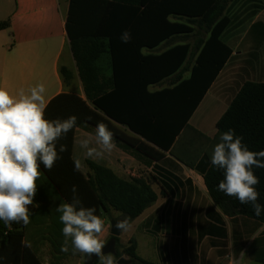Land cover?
Segmentation results:
<instances>
[{"label":"trees","instance_id":"trees-1","mask_svg":"<svg viewBox=\"0 0 264 264\" xmlns=\"http://www.w3.org/2000/svg\"><path fill=\"white\" fill-rule=\"evenodd\" d=\"M232 1L70 0L66 30L87 100L64 93L53 98L45 110L49 120L77 117V126L59 141L67 146V151L61 153L62 159L50 171L40 165L39 192L43 198L46 192L52 194L53 200L52 225L48 229L61 231L56 207L71 202L73 185L77 186L84 207H95L96 214L103 219L114 210L122 219L127 217L129 223L157 202L153 184H159L162 196L169 195L168 185L156 177L127 181L92 161H87L88 177L80 169L75 170V132L81 127L95 130L98 122L108 125L114 142L154 162L162 161L170 153L189 168H196L203 175L213 203L225 216H243L264 224V210L257 216L250 204H241L218 190L223 171L211 165L210 153H201L199 142L209 139L189 125L233 56L232 48L223 41L231 24L227 12ZM9 26V21L1 22L0 31ZM198 26L207 30L208 37L197 40L195 45L181 42L161 54H143L144 49L153 51L174 39L189 38ZM125 31L131 34L127 43L121 39ZM195 54V63L188 69V60ZM186 72L190 76L184 79ZM61 75L65 81L70 77L66 69H61ZM168 79L174 80L170 87L149 91V87ZM216 128V139L234 129L250 150H264V83L246 82ZM254 172L260 179L256 186L260 193L258 203L264 205V168ZM28 225L6 227L0 221V264H42L26 242ZM115 240L114 261L128 256L131 264H154L138 256L135 239L121 252L120 239Z\"/></svg>","mask_w":264,"mask_h":264},{"label":"crops","instance_id":"crops-1","mask_svg":"<svg viewBox=\"0 0 264 264\" xmlns=\"http://www.w3.org/2000/svg\"><path fill=\"white\" fill-rule=\"evenodd\" d=\"M235 1L231 2L229 7ZM237 4L243 12L246 8H251L247 0H239ZM69 10L70 0H0V23L5 21L10 23L8 29L0 31V88H5L15 95L21 89L27 92L30 88L42 83L46 88V105L53 98L64 93L87 100L66 30ZM263 14L264 2L261 7L245 12L238 20V22H246L252 19L251 25H258L254 35L258 45L264 42ZM228 16L232 23V17ZM179 39L166 42L153 51L144 49L143 54H161L168 48L181 43L177 42ZM229 62L211 86L192 116L189 125L194 122L202 104L211 94L209 99H214L216 105L220 100L225 99L229 76H223ZM261 63L264 64V59ZM61 69L69 71L70 77L67 81L61 75ZM189 76L190 73L187 76L184 74L183 78L187 79ZM168 82L169 85H167ZM173 82L174 80L168 79L160 85L149 87V91L162 90L170 87ZM257 83H264V81ZM226 110H223V114L215 121V125ZM94 132L95 130L82 127L77 128L75 132L73 159L75 162L80 161V171L86 177L90 173L87 161L103 165L127 181H131L132 178L145 179L141 171H144L147 165L158 168L162 174L151 178L156 177L168 185L169 195L162 196L159 184H153L159 186V190L156 191L152 185L158 196L157 202L130 223L131 227L126 236L127 242L135 239L138 252L143 243L137 232L145 231V235L141 238L145 241L144 245H149L151 242L149 238L152 237L148 233L157 226L159 235L162 236L158 247L160 250L163 249L164 254L166 250L168 252L172 250L170 249L172 240L167 239V234L162 233L169 230L180 232L182 237L184 235V239L179 242L176 239L172 242L174 250L181 249L183 264H230L232 261L235 264H264V224L243 216H225L213 203L204 185L203 175L196 168H189L173 158L170 153H166L162 161L154 162L146 158L144 154L116 142V148L110 154H106L103 160L90 159L86 157V150L80 147L79 142L88 133ZM129 135L137 137L132 133ZM40 184L41 179L39 178L27 228L28 246L35 252L42 264H84L86 256L80 253L73 254L70 243L67 253L61 251L64 238L60 230L47 228L52 225L53 200L52 194L47 192L43 198V194L39 192ZM43 200L45 203L42 202ZM113 213L118 214L120 218H116V215L112 216ZM197 216L202 218L199 219ZM117 219L122 220L121 214L114 210L104 217L105 244L111 237V222ZM124 233L122 232L119 239ZM219 248L222 249L220 254L216 253ZM199 249L204 250L199 251ZM138 256L144 259L140 253ZM146 261L154 263L151 260Z\"/></svg>","mask_w":264,"mask_h":264},{"label":"clouds","instance_id":"clouds-1","mask_svg":"<svg viewBox=\"0 0 264 264\" xmlns=\"http://www.w3.org/2000/svg\"><path fill=\"white\" fill-rule=\"evenodd\" d=\"M121 39L127 43L131 34L125 31ZM44 84H37L27 92L21 89L12 94L0 88V221L6 227L12 224L28 225L31 207L37 192V181L41 176L40 165L51 170L61 153L67 151L59 141L77 126V117L49 120L45 118ZM80 147L86 157L103 160L115 148L114 134L108 125L98 122L94 133H88L80 140ZM213 167L223 171L218 190L235 197L241 204H250L259 216L264 205L258 203L260 193L259 177L254 169L264 168V150L253 151L243 143V138L228 129L220 134L210 155ZM80 161L75 162L79 171ZM71 202H62L56 207L64 238L61 251L98 257L100 264H115L113 255L103 251L106 246L105 221L97 215L95 207H84L73 185ZM131 225L127 217L117 220L115 228L127 232Z\"/></svg>","mask_w":264,"mask_h":264},{"label":"rangeland","instance_id":"rangeland-1","mask_svg":"<svg viewBox=\"0 0 264 264\" xmlns=\"http://www.w3.org/2000/svg\"><path fill=\"white\" fill-rule=\"evenodd\" d=\"M234 1V0H233ZM232 1V2H233ZM238 1L236 0L234 4L229 7L227 14L230 15L233 19V22L230 24L228 29L226 30L225 34L223 35V41L228 44L231 48L234 50V55L232 59L230 60L227 68L225 69V73L223 77H228L227 85L225 89V99L220 100L219 104H215V100H210L209 96L208 99L204 101L202 104L200 110L196 114L194 118V122L190 124V126L197 131L204 134L209 141H199L202 144L201 153H204L205 151L208 153H212V150L216 143L219 142V139L215 138V135L218 134V130L215 125V121L223 114L228 107L227 105L234 99V97L237 95L241 87L246 82H262L264 81V74H263V68L264 64L261 63V61L264 59V42L261 45H258L256 43L255 39V33L258 29V25L252 26L251 20L246 22H238L240 17L245 13L248 12L250 9L253 10L255 7H261V4L264 2V0H247V3L250 4L251 8H246L243 12L242 8H238ZM254 14V12H252ZM251 13V15H252ZM264 15V14H263ZM251 27V29H250ZM250 32V33H249ZM208 37V32L205 28H201L198 26L196 28V32L191 35L189 38L183 39L180 38L177 42H189L192 45H195L197 40H204ZM196 54L190 56L187 67L190 69L191 65L195 62ZM261 67V68H260ZM189 72L185 73L187 76ZM169 85V82L168 84ZM224 110V111H223ZM191 128V129H192ZM193 131V130H191ZM190 130L187 132L191 133ZM187 132L186 135L187 136ZM184 135L181 137L183 140ZM190 136V135H189ZM192 136V134H191ZM160 170L158 168H153L152 166L149 167L145 165V170L141 171L143 172L145 179H149L154 175H162L159 172ZM181 175V174H180ZM133 179V178H132ZM154 189L156 191L159 190L158 185H153ZM116 215V218H120L118 214H112V216ZM199 219H201V216H197ZM116 220V219H114ZM118 220V219H117ZM159 227L155 226L153 228V231H149V236L152 238H149L151 242L149 245H144V242L142 240V235H145V231H138L137 235L141 239L143 246L140 248V251L137 253L146 260H151L154 262V264H183L184 258L181 253V249H175L173 248L174 242L173 240L176 239L178 242L182 239H184V235L182 237V234L180 232L176 233L175 231H167L162 234H167V239H171V247L172 249L170 252L166 250V253L164 254L163 249L160 250L158 247L159 239H161L159 235ZM127 232H125L122 237L120 238V245L118 247V250L121 252L124 248L128 246L127 242ZM171 236V237H170ZM178 236V238H176ZM204 249H199V251H203ZM163 251V252H162ZM222 251L221 248L218 249L216 253L220 254ZM146 252V253H145ZM161 252L163 254H161ZM125 259H130L128 256H124ZM140 264V263H135Z\"/></svg>","mask_w":264,"mask_h":264},{"label":"water","instance_id":"water-1","mask_svg":"<svg viewBox=\"0 0 264 264\" xmlns=\"http://www.w3.org/2000/svg\"><path fill=\"white\" fill-rule=\"evenodd\" d=\"M115 223H116V221L111 222V236L113 237V239L109 240L103 249V251L105 253H111L113 255V257H115L117 254L115 238H119L122 234V232H120L118 229L115 228ZM98 260H99L98 257L93 255L91 257H87L85 259L84 264H95L96 261H98ZM117 262H118V264H131V261L127 260L125 258H121Z\"/></svg>","mask_w":264,"mask_h":264},{"label":"built area","instance_id":"built-area-1","mask_svg":"<svg viewBox=\"0 0 264 264\" xmlns=\"http://www.w3.org/2000/svg\"><path fill=\"white\" fill-rule=\"evenodd\" d=\"M115 264H118V262H117V261H115ZM230 264H235V263L232 261Z\"/></svg>","mask_w":264,"mask_h":264}]
</instances>
